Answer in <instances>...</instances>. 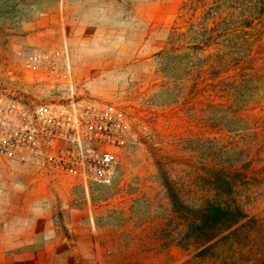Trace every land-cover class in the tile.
Returning <instances> with one entry per match:
<instances>
[{"label": "rangeland", "instance_id": "obj_1", "mask_svg": "<svg viewBox=\"0 0 264 264\" xmlns=\"http://www.w3.org/2000/svg\"><path fill=\"white\" fill-rule=\"evenodd\" d=\"M188 1L0 0V94L113 102L126 124L110 184H85L0 155V264H259L264 258L245 241L219 243L205 254L178 245L186 227L164 175L190 202L213 196V169L245 172L236 197L264 227V0L225 1V68L215 78L218 57L204 58L210 50L199 87L190 56L163 53L173 26L186 31L201 19L200 11L184 9ZM253 3L257 19L249 26ZM235 20L237 37L228 33ZM45 52L69 57L72 85L34 84L32 69Z\"/></svg>", "mask_w": 264, "mask_h": 264}, {"label": "built area", "instance_id": "obj_2", "mask_svg": "<svg viewBox=\"0 0 264 264\" xmlns=\"http://www.w3.org/2000/svg\"><path fill=\"white\" fill-rule=\"evenodd\" d=\"M45 52L32 69L34 84L48 90L72 85L69 57ZM113 102L64 103L21 93L0 94V155L14 162L110 184L119 135L125 131Z\"/></svg>", "mask_w": 264, "mask_h": 264}, {"label": "trees", "instance_id": "obj_3", "mask_svg": "<svg viewBox=\"0 0 264 264\" xmlns=\"http://www.w3.org/2000/svg\"><path fill=\"white\" fill-rule=\"evenodd\" d=\"M225 1L189 0L185 3L184 9L192 10L193 16L200 11L201 19L192 22L186 31L173 26L169 31L167 45L163 48L166 56L178 54L177 56L186 55L193 59L190 63L195 69L196 87L206 80L204 75L210 69V65L203 64V56L210 50L212 52L204 58L218 57L219 62L213 66L212 71L215 78L220 77L224 71L227 51L223 39L228 26ZM255 10L256 6L253 3L250 5L246 19L249 26H252L257 19ZM230 16L234 18L235 14L232 13ZM228 33L237 37V20L234 21V26ZM248 59L249 68L255 70L252 57L249 56ZM219 83H222V80ZM209 175L208 188L213 196L194 199L190 202L182 197L181 190L173 184L168 175L163 176L172 208L180 215L186 227L181 233L178 245L184 250L203 248L200 253L205 254L210 253L219 243H229L234 240L240 243L245 241L251 248L256 246L259 247L258 250L264 251V227H256V219L250 217L241 200L236 197L240 181L248 179L245 172L229 176L222 169H213ZM263 254L260 255L263 256ZM257 261L259 264H264V258L260 260L257 258Z\"/></svg>", "mask_w": 264, "mask_h": 264}]
</instances>
